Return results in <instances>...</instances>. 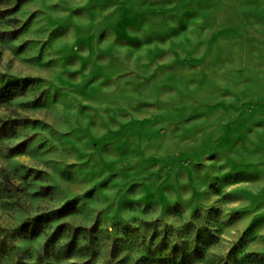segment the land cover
Returning a JSON list of instances; mask_svg holds the SVG:
<instances>
[{"label": "rangeland", "instance_id": "rangeland-1", "mask_svg": "<svg viewBox=\"0 0 264 264\" xmlns=\"http://www.w3.org/2000/svg\"><path fill=\"white\" fill-rule=\"evenodd\" d=\"M0 97V264H264V0H0Z\"/></svg>", "mask_w": 264, "mask_h": 264}, {"label": "trees", "instance_id": "trees-1", "mask_svg": "<svg viewBox=\"0 0 264 264\" xmlns=\"http://www.w3.org/2000/svg\"><path fill=\"white\" fill-rule=\"evenodd\" d=\"M5 97H0V104L3 102ZM160 237V244L158 245V250L160 253L168 252L166 255V259H162L161 263L164 264H193L198 259H192V257L188 256L186 252H181L178 245H171L168 242L167 233H156L152 239H157ZM196 257V256H195ZM197 258V257H196Z\"/></svg>", "mask_w": 264, "mask_h": 264}]
</instances>
